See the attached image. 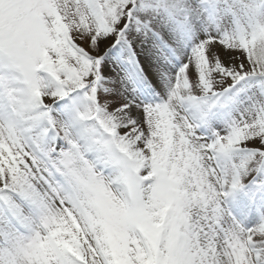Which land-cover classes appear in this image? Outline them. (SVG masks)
<instances>
[{"label": "snow or ice", "instance_id": "6c2138e0", "mask_svg": "<svg viewBox=\"0 0 264 264\" xmlns=\"http://www.w3.org/2000/svg\"><path fill=\"white\" fill-rule=\"evenodd\" d=\"M0 264H264V0H0Z\"/></svg>", "mask_w": 264, "mask_h": 264}, {"label": "rangeland", "instance_id": "374dc122", "mask_svg": "<svg viewBox=\"0 0 264 264\" xmlns=\"http://www.w3.org/2000/svg\"><path fill=\"white\" fill-rule=\"evenodd\" d=\"M230 206H233L234 213L242 211L247 206V198L242 193L235 194L234 198H230Z\"/></svg>", "mask_w": 264, "mask_h": 264}]
</instances>
